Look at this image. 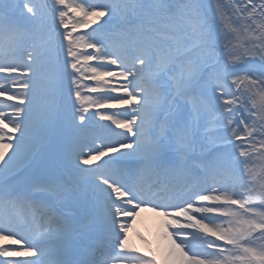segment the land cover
I'll return each instance as SVG.
<instances>
[{
    "label": "snow or ice",
    "instance_id": "snow-or-ice-1",
    "mask_svg": "<svg viewBox=\"0 0 264 264\" xmlns=\"http://www.w3.org/2000/svg\"><path fill=\"white\" fill-rule=\"evenodd\" d=\"M145 210L264 264V0H0V264H158Z\"/></svg>",
    "mask_w": 264,
    "mask_h": 264
},
{
    "label": "rangeland",
    "instance_id": "rangeland-1",
    "mask_svg": "<svg viewBox=\"0 0 264 264\" xmlns=\"http://www.w3.org/2000/svg\"><path fill=\"white\" fill-rule=\"evenodd\" d=\"M102 22L103 21H101V23ZM10 154L11 150L9 151V155ZM5 159H7V157H5ZM161 220L162 218L156 216L155 213L145 210L141 212L139 217L136 218V222L129 235L132 238L133 244L140 248L141 252L151 249L152 254L158 261V264H175L174 259L168 256V250L171 247V242L163 233ZM137 233L147 237L150 242L149 245H144L139 240Z\"/></svg>",
    "mask_w": 264,
    "mask_h": 264
}]
</instances>
